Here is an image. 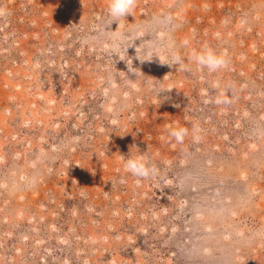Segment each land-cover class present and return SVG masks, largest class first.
<instances>
[{"label": "rangeland", "instance_id": "374dc122", "mask_svg": "<svg viewBox=\"0 0 264 264\" xmlns=\"http://www.w3.org/2000/svg\"><path fill=\"white\" fill-rule=\"evenodd\" d=\"M108 5L0 0V264H264V0Z\"/></svg>", "mask_w": 264, "mask_h": 264}, {"label": "clouds", "instance_id": "9594fccd", "mask_svg": "<svg viewBox=\"0 0 264 264\" xmlns=\"http://www.w3.org/2000/svg\"><path fill=\"white\" fill-rule=\"evenodd\" d=\"M137 3L138 0H109L107 9V24L109 26L119 24L121 20L126 19L130 15L132 16L135 8L137 7ZM183 44L184 46H187L188 41L185 40ZM229 63L230 58L227 53L218 52L211 47H206L198 52H194L190 57V64H194L196 70H207L209 73H216L221 70H225L227 69ZM166 64L170 67H176L177 70L180 71H192L190 64L184 63V58L179 54V52H174L172 54L171 61ZM216 102L228 103L229 101L226 99H217ZM200 131L201 130L197 126H193L191 130L193 139L200 138ZM189 134V129L183 126H170L167 131L168 137H170L171 140H174L177 145H183ZM120 159L122 161L124 172L133 177L137 183L144 180L152 181L159 176L160 169L151 159L148 154V150L144 152L138 151L136 155H132L131 152H129L127 156L120 155ZM125 182L126 181L123 177L119 180V183L121 184Z\"/></svg>", "mask_w": 264, "mask_h": 264}]
</instances>
